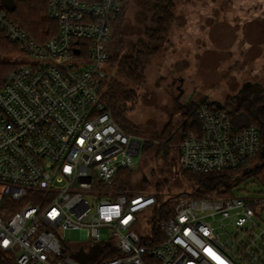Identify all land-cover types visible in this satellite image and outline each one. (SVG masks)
<instances>
[{
  "label": "built area",
  "instance_id": "2783aa9c",
  "mask_svg": "<svg viewBox=\"0 0 264 264\" xmlns=\"http://www.w3.org/2000/svg\"><path fill=\"white\" fill-rule=\"evenodd\" d=\"M121 10L119 0H50L59 32L41 44L0 6V32L28 59L0 88V249L16 264H83L80 246L63 238L80 230L86 253L98 247L97 264H258L264 235L254 219L264 212V190L164 201L152 186L121 189V174L138 167L148 141L118 124L101 91ZM198 115L202 135L179 147L186 170L239 177L254 170L263 148L257 128L239 130L223 106L201 105ZM224 220L237 232L223 242L214 225ZM245 245L248 257L239 252Z\"/></svg>",
  "mask_w": 264,
  "mask_h": 264
},
{
  "label": "rangeland",
  "instance_id": "374dc122",
  "mask_svg": "<svg viewBox=\"0 0 264 264\" xmlns=\"http://www.w3.org/2000/svg\"><path fill=\"white\" fill-rule=\"evenodd\" d=\"M140 1L134 0L124 14L125 47L135 44L150 28V19L142 21ZM178 16L169 40L163 51L146 68L145 79L136 85L119 74L116 67L106 65L109 73L106 82L115 80L131 92L134 100L128 114L135 132L148 140V146L167 145L157 139L168 127L174 137L168 147L172 151L170 167L163 168L157 161L153 148L145 153L141 166L134 171L131 182L136 191H157L156 179L160 180V193L164 201L181 195L198 197L197 186L184 176L185 168L178 158L181 143L183 107L191 103L213 101L225 104L240 95L241 91L255 84L264 86V0H175ZM126 48L122 50V54ZM19 51L0 54V63L16 65L23 62ZM106 85L103 91H107ZM169 135H167V139ZM141 162V161H140ZM154 171L156 176H152ZM144 175L148 185L142 183ZM239 176L237 175L236 178ZM235 178V179H236ZM152 183V184H151ZM264 184L256 177L244 178L236 183L230 193L223 191L204 195L258 197ZM203 195V196H204ZM202 196V195H201ZM257 235H264V212L255 218ZM215 232L220 241L237 231L230 220L217 221ZM152 229L149 226V230ZM146 236L148 232H146ZM244 240L242 234L237 235ZM68 245H78L80 250L76 260L83 264H97L98 247L86 253L82 247L88 243L80 230H69L63 236ZM103 242H109L108 229L101 231ZM257 245L264 247V238H257ZM264 259V254H262Z\"/></svg>",
  "mask_w": 264,
  "mask_h": 264
},
{
  "label": "trees",
  "instance_id": "16d2710c",
  "mask_svg": "<svg viewBox=\"0 0 264 264\" xmlns=\"http://www.w3.org/2000/svg\"><path fill=\"white\" fill-rule=\"evenodd\" d=\"M0 0V6H2ZM16 7L13 10H7L3 7L12 21L17 24L25 32L29 33L38 43H45L59 32V24L49 16L48 7L50 0H14ZM87 2H96L98 0H83ZM122 10L118 17L112 23V33L110 41L107 45V50L110 54L109 65L116 67L117 71L128 81L141 85L145 79L146 68L151 61L158 56L162 51L165 43L169 40V35L174 28L178 16L176 14L177 5L175 0H141L139 15L145 23L150 19V28L144 32V36L135 44H129L125 47V32H124V14L134 0H119ZM126 51L122 54V50ZM18 49L12 46L4 34L0 32V54H9L16 52ZM16 65L7 62L0 63V88L4 85L7 74L15 68ZM106 85L107 91H103ZM103 99L106 101L114 119L126 131L137 134L131 121L128 119V114L133 107H129V102L135 98L131 92L126 91L122 84L115 80H110L104 83L102 89ZM201 105L208 106L211 110L217 111L220 106L225 107L229 111L231 122L239 129L244 130L249 127L258 129L261 137L263 148L258 156L252 162L255 165L254 170L243 176L236 178L235 173L222 172L212 174H194L189 170L184 171V176L190 182L196 184V193L203 196L205 193L221 190L223 193H230L231 188L244 178L256 177L264 184V86L255 84L246 87L241 91L240 95L228 100L225 104L213 101H204L201 104L196 102L188 103L182 109L184 111L183 122L181 124V142L189 134L194 133L198 136L202 135V121L198 115V108ZM138 135V134H137ZM167 135L169 138L167 139ZM174 132L170 126L164 134L157 136V139L166 142L167 145H157L154 147L148 146V141L144 145L143 155L139 166L143 161L145 153L150 148L155 152L156 162H162L163 168L170 167L172 151L168 147L172 142ZM180 159V151H178ZM138 166V167H139ZM153 171V170H152ZM134 171H125L121 174L120 183L121 189L136 191L132 186V176ZM152 176H156L154 171ZM236 178V179H235ZM156 189L160 190V180L156 179ZM142 183L149 184L147 176L144 175ZM152 184V183H151ZM239 252L245 257L247 246L239 248ZM0 264H16L12 255L3 252L0 249ZM258 264H264V259L259 260Z\"/></svg>",
  "mask_w": 264,
  "mask_h": 264
},
{
  "label": "water",
  "instance_id": "95a60500",
  "mask_svg": "<svg viewBox=\"0 0 264 264\" xmlns=\"http://www.w3.org/2000/svg\"><path fill=\"white\" fill-rule=\"evenodd\" d=\"M2 6L7 10H13L16 7V4H15L14 0H3ZM246 87H247V85H246ZM97 254H98V250H97Z\"/></svg>",
  "mask_w": 264,
  "mask_h": 264
}]
</instances>
